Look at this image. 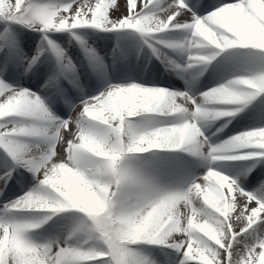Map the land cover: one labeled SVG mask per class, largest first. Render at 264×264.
Instances as JSON below:
<instances>
[{"label":"snow or ice","instance_id":"obj_1","mask_svg":"<svg viewBox=\"0 0 264 264\" xmlns=\"http://www.w3.org/2000/svg\"><path fill=\"white\" fill-rule=\"evenodd\" d=\"M142 50L187 86L124 71ZM240 113L259 123L212 139ZM17 184L0 264H264V0H0V193Z\"/></svg>","mask_w":264,"mask_h":264},{"label":"bare ground","instance_id":"obj_2","mask_svg":"<svg viewBox=\"0 0 264 264\" xmlns=\"http://www.w3.org/2000/svg\"><path fill=\"white\" fill-rule=\"evenodd\" d=\"M14 2V0H12ZM94 2V0H92ZM120 4L121 11L124 10L125 0H117ZM113 17L115 18L119 13L113 12ZM26 31V30H25ZM34 37L38 38L39 34H32ZM100 43L101 47H103L105 42H98ZM109 45L113 43V41L107 42ZM95 46V45H94ZM150 55V53H148ZM219 59V58H217ZM124 71H126L129 75L133 76L134 78H145L148 80H152L156 83H161L166 87H175L178 89L183 90L187 86V80L184 78L183 74H170L168 70H166L163 65L158 61L155 57H152L151 60L145 59V51L142 50L138 54V58L136 57H129L127 59L126 64H122ZM119 73H117L118 75ZM27 77L24 78L22 83L25 87H39V83H27ZM215 83H217V77L215 74H210L209 72H205L203 76L199 77V86L198 90L203 91L206 88L212 87ZM94 94V93H93ZM247 111V110H246ZM66 114L67 109H64ZM259 121L254 119L252 116H246L245 113H240L237 117L233 118L231 123L228 124L226 128L223 129L221 133H217L216 137H212L213 140H216L217 137L220 140L227 138L228 136L233 135L236 132L243 131L246 128L257 126ZM219 126V122L214 125L210 131H215V127ZM61 157H57L59 160ZM223 165V171L227 174H233L236 171V168L243 162L241 161H227V162H220ZM11 183V182H10ZM26 190L22 188L19 184L13 186L11 189L5 188L4 193H0V203H2L5 199L11 200L16 196L22 194L23 191ZM5 193L7 195H5ZM183 210V208H182ZM147 251V249H145Z\"/></svg>","mask_w":264,"mask_h":264}]
</instances>
